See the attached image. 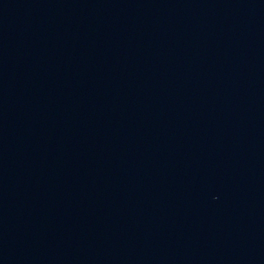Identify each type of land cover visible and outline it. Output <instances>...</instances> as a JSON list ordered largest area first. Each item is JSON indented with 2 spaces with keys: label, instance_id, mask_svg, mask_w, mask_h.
<instances>
[{
  "label": "water",
  "instance_id": "95a60500",
  "mask_svg": "<svg viewBox=\"0 0 264 264\" xmlns=\"http://www.w3.org/2000/svg\"><path fill=\"white\" fill-rule=\"evenodd\" d=\"M0 264H264V0H0Z\"/></svg>",
  "mask_w": 264,
  "mask_h": 264
}]
</instances>
